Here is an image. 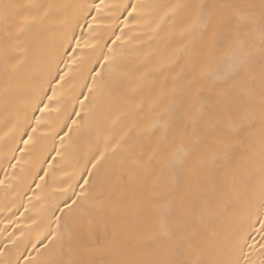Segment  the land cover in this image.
I'll return each instance as SVG.
<instances>
[{
	"label": "snow or ice",
	"instance_id": "obj_1",
	"mask_svg": "<svg viewBox=\"0 0 264 264\" xmlns=\"http://www.w3.org/2000/svg\"><path fill=\"white\" fill-rule=\"evenodd\" d=\"M0 119L27 264H264V0H0Z\"/></svg>",
	"mask_w": 264,
	"mask_h": 264
},
{
	"label": "bare ground",
	"instance_id": "obj_2",
	"mask_svg": "<svg viewBox=\"0 0 264 264\" xmlns=\"http://www.w3.org/2000/svg\"><path fill=\"white\" fill-rule=\"evenodd\" d=\"M64 2H72V0H64ZM112 2L135 3L136 0H112ZM141 2L163 3L166 0H141ZM206 2H214V0H206ZM128 19L132 18L128 17ZM146 32L145 22L133 23L129 28H125L126 42H131L132 47H144L141 41L146 40ZM11 135L4 127L3 120L0 119V179H5V176L11 178L5 180V186H0V262L3 264H27L30 256L35 257L37 249L42 247V245H37L36 248L32 247L45 223L42 214L44 207L42 201H46L49 196L59 195V193H54L51 188L43 191L36 188V184H41L43 187L44 182L39 179L32 180V173L28 171H20L21 167L27 169V164L19 165L15 170V177L13 176V169L8 167L9 161L16 162L11 153V148L14 147L9 139ZM19 139L20 137H17V140ZM20 147L23 145L21 144ZM16 155L19 156L20 153L17 152ZM50 163L53 165V169H49V172L55 170L57 172L56 180L59 181L65 178L60 173V167L70 168L73 161L66 158L60 165H57V161H50ZM48 179L45 177V180ZM37 195L41 199L38 200Z\"/></svg>",
	"mask_w": 264,
	"mask_h": 264
}]
</instances>
